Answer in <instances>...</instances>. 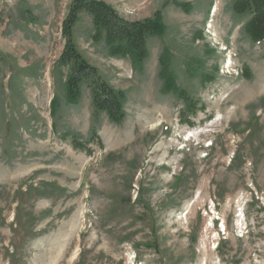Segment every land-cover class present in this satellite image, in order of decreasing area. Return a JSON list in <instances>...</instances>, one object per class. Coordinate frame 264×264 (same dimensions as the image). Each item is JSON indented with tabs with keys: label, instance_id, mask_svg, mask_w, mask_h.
<instances>
[{
	"label": "rangeland",
	"instance_id": "1",
	"mask_svg": "<svg viewBox=\"0 0 264 264\" xmlns=\"http://www.w3.org/2000/svg\"><path fill=\"white\" fill-rule=\"evenodd\" d=\"M71 1L0 0V264H264V40L245 0H104L159 15L140 66L80 13L74 44L124 93L121 123L87 83L66 100Z\"/></svg>",
	"mask_w": 264,
	"mask_h": 264
},
{
	"label": "trees",
	"instance_id": "2",
	"mask_svg": "<svg viewBox=\"0 0 264 264\" xmlns=\"http://www.w3.org/2000/svg\"><path fill=\"white\" fill-rule=\"evenodd\" d=\"M235 8L250 11L251 16L245 24V30L253 41L264 40V0L238 1ZM80 13L91 16L93 38L96 41L103 38L110 56L128 58L134 66H140L148 56L147 38L163 31L161 19L157 14L153 19L130 20L122 17L104 0H72L62 22L65 43L59 63L70 65V72L65 81L66 100L69 103H76L81 96V85L87 83L91 88L95 111H104L110 121L121 123L125 115L124 93L108 85L98 74L97 69L81 56L74 44L72 33ZM170 85L172 84L168 80L166 86ZM179 97L184 103L181 111L183 121L192 125L188 117L194 116L202 105L198 108L197 101L185 93ZM72 145L76 149H85L89 152L85 145L77 140H73Z\"/></svg>",
	"mask_w": 264,
	"mask_h": 264
},
{
	"label": "bare ground",
	"instance_id": "3",
	"mask_svg": "<svg viewBox=\"0 0 264 264\" xmlns=\"http://www.w3.org/2000/svg\"><path fill=\"white\" fill-rule=\"evenodd\" d=\"M216 10V6H214V9H213V11H215Z\"/></svg>",
	"mask_w": 264,
	"mask_h": 264
}]
</instances>
